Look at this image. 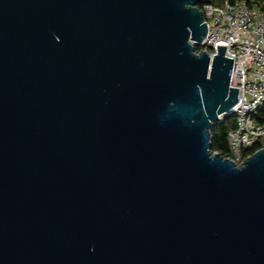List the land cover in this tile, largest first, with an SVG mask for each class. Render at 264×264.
Instances as JSON below:
<instances>
[{"label":"water","instance_id":"95a60500","mask_svg":"<svg viewBox=\"0 0 264 264\" xmlns=\"http://www.w3.org/2000/svg\"><path fill=\"white\" fill-rule=\"evenodd\" d=\"M202 0H0V264H264V147L213 152L232 59Z\"/></svg>","mask_w":264,"mask_h":264},{"label":"built area","instance_id":"2783aa9c","mask_svg":"<svg viewBox=\"0 0 264 264\" xmlns=\"http://www.w3.org/2000/svg\"><path fill=\"white\" fill-rule=\"evenodd\" d=\"M254 3L255 0H239L199 5L207 29L199 48L212 57L217 44L225 45V56L232 59L230 86L238 89V101L218 123L228 117L235 119V127L227 137L226 158L236 165L248 157L245 151L264 142V125L254 121L264 108V6Z\"/></svg>","mask_w":264,"mask_h":264},{"label":"trees","instance_id":"16d2710c","mask_svg":"<svg viewBox=\"0 0 264 264\" xmlns=\"http://www.w3.org/2000/svg\"><path fill=\"white\" fill-rule=\"evenodd\" d=\"M223 1H228L229 3H234L239 0H202V3H211V4H221ZM254 5L258 7L264 6V0H255ZM196 53L201 51V48L196 47ZM254 121L257 124L264 125V108H262L254 118ZM235 127L234 117H228L222 122L215 124L210 131L211 138V147L212 151L220 154L222 157H228L229 155V146L227 143L228 133L233 130ZM264 147L263 142H257L254 146L244 152V156H250L255 151Z\"/></svg>","mask_w":264,"mask_h":264},{"label":"rangeland","instance_id":"374dc122","mask_svg":"<svg viewBox=\"0 0 264 264\" xmlns=\"http://www.w3.org/2000/svg\"><path fill=\"white\" fill-rule=\"evenodd\" d=\"M253 5H254V4H253ZM253 5H252V6H253ZM263 144H264V142H263Z\"/></svg>","mask_w":264,"mask_h":264}]
</instances>
